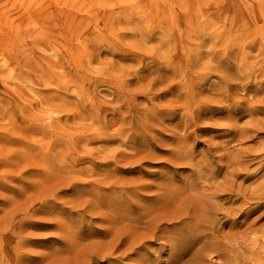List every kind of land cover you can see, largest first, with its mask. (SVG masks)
Listing matches in <instances>:
<instances>
[{
	"label": "rangeland",
	"instance_id": "obj_1",
	"mask_svg": "<svg viewBox=\"0 0 264 264\" xmlns=\"http://www.w3.org/2000/svg\"><path fill=\"white\" fill-rule=\"evenodd\" d=\"M156 8L180 13V28L176 31L180 51L193 55L195 53L189 50L199 49L195 60L206 61L213 57L208 46L214 35L218 37L216 43L232 41L231 22L227 24L225 19H217L216 15L220 16L221 12L226 14L225 18L239 17L244 25L248 19L253 21L256 30L242 28V35L248 36L249 43L256 47L254 50L245 47L241 52L251 63L263 57L258 47L264 43V0H180V7L173 0H0V133L4 136L3 148L7 156L0 207L7 230L20 239H27L22 247L30 253L63 249V239L71 229L86 233L101 228L95 207L118 197L116 187L153 184L166 179L171 182L167 184L180 188L184 181L186 184L193 179L192 166L180 164L179 160L174 162L168 153L175 144L174 139L167 137L169 125L180 120V107L176 116L167 119L165 126L160 128L165 135L160 137L150 132L156 140L149 155L130 149L121 142L123 136L117 133L120 90L140 92L145 87L153 93L160 92V83L150 82L156 77L153 74L157 65L151 61L153 50H158L161 44L158 31L150 22L139 24L135 15L126 19L127 12H149ZM64 11L86 16L90 12L110 14L109 29L101 25L102 22L98 23L100 31H109L110 42L95 48L85 34L73 40L64 38L63 44L52 48L47 39L39 38V25L43 20L54 21L53 18L60 17ZM258 13L262 16L257 21ZM48 15L50 17H45ZM191 15L195 21L186 27L184 20ZM223 22L225 26L219 28ZM136 26H140L139 31L146 29L149 36L139 38ZM202 28H207L205 36L195 31ZM137 43L141 47L134 46ZM77 44L91 57H72L68 58V63L54 64L58 53L70 54V50H66L68 45ZM58 47L63 48L57 50ZM221 48L223 46H218L217 50ZM241 52L234 47L238 62L244 59L239 55ZM35 56H40L38 61H42L41 65L50 70L48 73L54 79L44 81L40 77L43 70L38 65L34 68L26 65L28 60L35 62ZM140 57L143 58L140 60ZM138 62H141L138 68L145 71L135 80L132 72ZM77 65H80L76 68L80 72L79 79L64 78L63 72ZM214 81H218L216 73L211 74L201 88H208ZM175 87L164 93L162 99H153V103L159 105L172 100L177 94ZM235 90L242 93L240 87ZM147 95L137 93L134 101L137 107L148 104ZM225 115L217 112L209 117L213 116L210 119L215 121ZM248 119L247 114L239 117L240 121ZM219 133L222 132L213 129L197 132L196 138L190 140L195 159L207 155L214 159L210 147L213 142L222 140L217 136ZM261 136L264 139V134ZM257 139L244 146L256 145ZM123 153L136 156L124 158L119 155ZM223 174L224 170L210 182H222ZM258 177L260 174L245 185ZM141 193L147 203L153 202L151 192ZM134 200L141 202L136 197ZM258 213L252 214L250 219ZM167 256L168 249L160 254V258Z\"/></svg>",
	"mask_w": 264,
	"mask_h": 264
},
{
	"label": "bare ground",
	"instance_id": "obj_2",
	"mask_svg": "<svg viewBox=\"0 0 264 264\" xmlns=\"http://www.w3.org/2000/svg\"><path fill=\"white\" fill-rule=\"evenodd\" d=\"M173 1L180 7V0ZM126 14V19L135 15L139 24L150 22L152 28L158 31L161 44L158 50H153L151 61L157 65L153 74L156 77L150 82L158 81L161 87L159 93L145 87L140 91L148 94V104L142 107L134 103L139 91H119L117 133L123 136L121 142L130 149L149 155L156 140L150 132H156L155 136L165 135L160 128L165 126L167 119L176 116L180 107V120L169 125L170 134L167 137L174 139L175 144L168 153L175 159L174 162L192 166L193 179L187 180L186 184L184 181L180 188L167 184L169 181L166 179L153 184L134 183L116 187L118 197L95 207L101 228L86 233L71 229L63 239V249L51 252L30 253L24 249L22 243L27 239H20L7 230L3 208L0 207V264H264V222H261L264 218V139L261 136L264 134V43H261V48L258 47L263 57L255 62L246 60L244 52H241L245 47L251 50L256 47L249 43L248 36L242 35V28L256 30L253 21L248 19L244 25L239 17L230 15L225 18L223 12L219 13L220 16L216 15L218 20L225 19L227 24L231 22L234 31L232 41L216 43L218 37L214 35L208 46L213 57L199 61L194 59L199 55V49L191 46L193 48L189 51L195 53L193 55L180 51L176 32L180 28L179 12L156 8L149 12ZM261 16V13L257 14V21ZM194 18L191 15L184 20L186 27L194 23ZM53 19L50 22L43 20L37 34L41 35L40 39H47L54 49V46L63 44L64 38L73 40L85 34L95 48L110 42L109 31H100L98 24L102 22L101 25L109 29L110 14L90 12L86 16L64 11L60 17ZM224 26L223 22L219 28ZM138 29H141L140 26L137 27L139 38L149 36L146 29ZM206 29L195 31L205 36ZM68 46L66 50H70V54L65 51L58 53L55 65L68 63V58L72 57L89 58L90 55H86L79 44ZM134 46L141 47V44ZM218 46L223 48L218 51ZM234 47L244 57L240 62L235 59ZM39 59L40 56H35V62L28 60L26 65L32 68L38 65L43 70L41 79L51 81L54 78L48 73L50 70L44 69ZM140 63L132 72L135 80L140 79V73L145 71L138 68ZM77 67L80 65L66 69L64 78L71 81L79 79ZM214 73L218 81L211 82L208 88H201ZM173 87L177 94L172 96V100L159 105L153 103V99H162L164 93L170 92ZM238 87L241 94L235 90ZM150 94L152 97H149ZM217 112L227 115L211 120L213 116H209ZM242 114L249 115V119L240 121ZM208 129L222 132L217 135L222 140L213 142L210 147L214 159L211 160L207 154L206 158L195 159L190 140L196 138L198 131ZM255 138H258L256 145L244 146ZM3 140L4 136L0 133V204L3 201L4 167L7 163ZM119 155L124 158L136 156L127 153ZM223 170L222 182L212 184L210 181L216 180ZM259 174L260 177L245 185ZM145 191L151 192L152 203L143 199L145 197L141 192ZM135 197L141 202L136 203ZM256 212H259L258 215L250 219ZM166 249L168 256L160 258Z\"/></svg>",
	"mask_w": 264,
	"mask_h": 264
}]
</instances>
